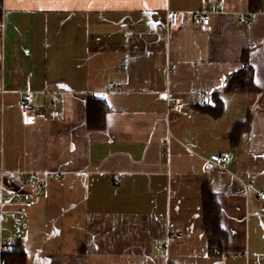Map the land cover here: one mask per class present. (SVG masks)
<instances>
[{
    "label": "crops",
    "instance_id": "obj_1",
    "mask_svg": "<svg viewBox=\"0 0 264 264\" xmlns=\"http://www.w3.org/2000/svg\"><path fill=\"white\" fill-rule=\"evenodd\" d=\"M0 2V183L33 201L18 236L7 230L25 264H264V0ZM212 5L201 30L196 12ZM168 10L187 19L165 39ZM245 51L258 90L222 91ZM215 91L219 117L196 108ZM27 93L37 122L25 126ZM169 96L190 113L171 112ZM90 99L105 107L102 129L89 126ZM31 173L43 184L34 197ZM205 187L226 237L219 254Z\"/></svg>",
    "mask_w": 264,
    "mask_h": 264
},
{
    "label": "built area",
    "instance_id": "obj_2",
    "mask_svg": "<svg viewBox=\"0 0 264 264\" xmlns=\"http://www.w3.org/2000/svg\"><path fill=\"white\" fill-rule=\"evenodd\" d=\"M259 10H263L260 8ZM218 7L212 5L209 10H201L196 12L198 19V26L201 30H206L211 25L212 13L217 12ZM255 12H251L247 15L240 16L241 22H246ZM187 19V13L177 10H168L164 21L160 22L156 26V30L163 38L168 39L171 33L183 25H185ZM2 26V25H0ZM1 59V57H0ZM175 67L171 66L169 69L173 70ZM112 85V84H111ZM168 108L172 112H177L181 115H188L190 110L185 108L183 101L180 98L168 97ZM19 109L22 119V124L25 126L34 125L37 122V115L35 113V107L33 104V95L27 93L23 95L19 100ZM53 115L58 116L59 112L53 104ZM228 160L227 156L212 154L207 161L218 167L224 168V163ZM55 178H59L60 174H54ZM27 185L30 190L29 196L34 197L43 188L41 178L38 174L31 173L28 175ZM7 193L3 183H0V264H9L11 261L10 253L13 250L12 242L7 238L8 224L12 229L13 236H18V229H20L24 222L21 217L25 214L26 210L33 206V201L27 198L23 193H12L10 196ZM260 198L264 199V193H260ZM182 232H172L170 238H181Z\"/></svg>",
    "mask_w": 264,
    "mask_h": 264
},
{
    "label": "trees",
    "instance_id": "obj_3",
    "mask_svg": "<svg viewBox=\"0 0 264 264\" xmlns=\"http://www.w3.org/2000/svg\"><path fill=\"white\" fill-rule=\"evenodd\" d=\"M1 14V2H0ZM243 66L233 72L223 87L224 92H254L258 88L254 82V68L248 59V52L243 53ZM220 91L212 93V102L206 105L197 106L198 110L208 112L214 117H219L222 113V102L219 99ZM104 109L105 107L97 99H90L88 103V122L91 128L102 129L104 127ZM249 121L238 123L234 126L231 132V140L236 144L237 139L241 132L247 129ZM204 199V223L209 237L211 252L217 254L226 250V237L225 233L220 228V209L217 204L215 195L210 193L205 187L203 191ZM13 244V250L10 253L11 261L9 264H25V253L21 244L20 238H17Z\"/></svg>",
    "mask_w": 264,
    "mask_h": 264
}]
</instances>
